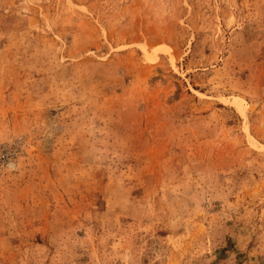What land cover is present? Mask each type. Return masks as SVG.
Returning <instances> with one entry per match:
<instances>
[{
  "label": "rangeland",
  "instance_id": "rangeland-1",
  "mask_svg": "<svg viewBox=\"0 0 264 264\" xmlns=\"http://www.w3.org/2000/svg\"><path fill=\"white\" fill-rule=\"evenodd\" d=\"M0 264H264V0H0Z\"/></svg>",
  "mask_w": 264,
  "mask_h": 264
}]
</instances>
